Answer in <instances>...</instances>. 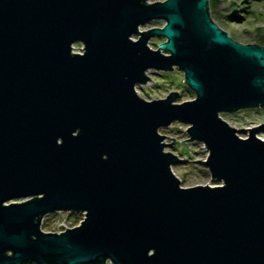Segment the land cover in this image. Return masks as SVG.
Listing matches in <instances>:
<instances>
[{
  "label": "water",
  "instance_id": "water-1",
  "mask_svg": "<svg viewBox=\"0 0 264 264\" xmlns=\"http://www.w3.org/2000/svg\"><path fill=\"white\" fill-rule=\"evenodd\" d=\"M175 68L193 100L139 96ZM258 108L264 47L209 0H0V264H264V124L241 138L221 116ZM175 121L221 185L181 186ZM57 212L84 219L42 231Z\"/></svg>",
  "mask_w": 264,
  "mask_h": 264
},
{
  "label": "rangeland",
  "instance_id": "rangeland-1",
  "mask_svg": "<svg viewBox=\"0 0 264 264\" xmlns=\"http://www.w3.org/2000/svg\"><path fill=\"white\" fill-rule=\"evenodd\" d=\"M164 0H148L153 3ZM212 20L230 37L241 44H258L264 47V0H209ZM163 22H152L140 27L146 31L152 27H162ZM137 40L138 37L133 38ZM165 42L164 38L154 37L149 46L156 50ZM74 52H81V45H76ZM150 81L146 85H138L136 91L145 100L166 98L172 91L178 92L175 103L181 104L195 98L194 93L184 82V75L177 68L172 72L148 73ZM222 118L238 130L241 138H247L249 130L264 124V109H248L235 113L221 114ZM189 125L175 121L167 128H161L159 133L166 136L164 143L166 151L177 155L183 162L172 166L174 174L179 178L184 188L198 185L218 186L220 182L213 181L205 166L208 151L201 142H183L171 144L172 139L184 141L189 139L186 130ZM170 137V138H168ZM257 137L264 140V127L260 128ZM84 219V214L57 212L43 217L41 229L44 232H63L78 226ZM110 264V263H107Z\"/></svg>",
  "mask_w": 264,
  "mask_h": 264
}]
</instances>
